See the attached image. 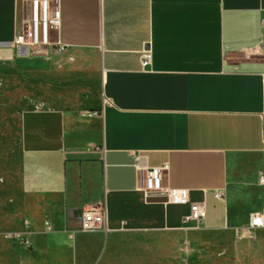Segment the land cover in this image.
Instances as JSON below:
<instances>
[{
    "label": "crops",
    "instance_id": "1",
    "mask_svg": "<svg viewBox=\"0 0 264 264\" xmlns=\"http://www.w3.org/2000/svg\"><path fill=\"white\" fill-rule=\"evenodd\" d=\"M27 2L0 0V63H43L39 50L66 70L97 72L100 93L16 111L20 192L52 199L62 228L52 218L46 230L44 219L24 232L29 245L0 234V264H90L84 249L98 245L93 264H122L112 238L121 231H224L242 246L264 235H237L264 210V0H60L52 41L66 48L23 53L13 40ZM135 155L145 167L167 165L163 185L185 190L187 202L145 194ZM191 202L205 206L198 226L183 222ZM100 203L98 244L72 230L81 210ZM43 210L35 203L30 215Z\"/></svg>",
    "mask_w": 264,
    "mask_h": 264
},
{
    "label": "rangeland",
    "instance_id": "2",
    "mask_svg": "<svg viewBox=\"0 0 264 264\" xmlns=\"http://www.w3.org/2000/svg\"><path fill=\"white\" fill-rule=\"evenodd\" d=\"M32 54L43 63L32 66L0 63V234L24 233L52 218L56 230L62 228L61 212L50 207L52 199H35L20 192L16 111L31 106L33 100L76 103L100 93L97 72L66 70L60 57L39 50ZM35 203L44 208L42 218L30 215V207ZM72 231L98 244L106 237L103 228L82 231L77 226ZM112 238L119 245L115 254L121 257L122 264H264V235L257 234L245 246L232 233L204 229L121 231ZM100 251V245L84 249V254L91 258L90 264Z\"/></svg>",
    "mask_w": 264,
    "mask_h": 264
},
{
    "label": "built area",
    "instance_id": "3",
    "mask_svg": "<svg viewBox=\"0 0 264 264\" xmlns=\"http://www.w3.org/2000/svg\"><path fill=\"white\" fill-rule=\"evenodd\" d=\"M28 16L23 29L18 33L13 45L18 49H36L43 46H53L58 51H63L66 46L60 42H53L52 35L58 36L61 24L60 0H28ZM151 50L149 47L143 49L140 62L143 68L151 63ZM134 168L139 177V185L145 194H162L167 201L172 203H186L187 192L183 189H172L163 185V172L167 165L145 167L140 163L139 155L134 156ZM263 181V175L259 176V182ZM222 196V192H216L215 197ZM205 206L202 202H191L189 212L183 216L184 223H193L198 226L205 218ZM78 226L82 231L106 226V206L98 204L92 209L81 210L78 216ZM264 227V210L251 212L248 224L237 232L238 238H254V232ZM45 229L52 230V225L45 221ZM4 238L17 240L29 245L25 233L7 232L2 234Z\"/></svg>",
    "mask_w": 264,
    "mask_h": 264
},
{
    "label": "water",
    "instance_id": "4",
    "mask_svg": "<svg viewBox=\"0 0 264 264\" xmlns=\"http://www.w3.org/2000/svg\"><path fill=\"white\" fill-rule=\"evenodd\" d=\"M22 51H23V53H27V52L25 51V49H22Z\"/></svg>",
    "mask_w": 264,
    "mask_h": 264
}]
</instances>
